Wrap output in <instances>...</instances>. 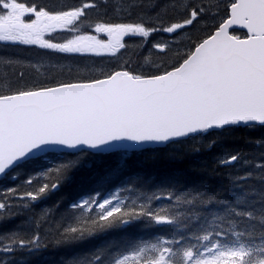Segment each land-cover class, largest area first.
I'll list each match as a JSON object with an SVG mask.
<instances>
[{"label": "snow or ice", "instance_id": "snow-or-ice-1", "mask_svg": "<svg viewBox=\"0 0 264 264\" xmlns=\"http://www.w3.org/2000/svg\"><path fill=\"white\" fill-rule=\"evenodd\" d=\"M135 3L133 0L129 7ZM95 7L94 3H83L52 11L19 0H0V42L63 54L116 55L126 47L124 39L129 35L148 38L156 31L174 34L192 26L207 11L202 6H190L185 18L167 27L162 22L156 27H146L143 22L96 23L92 31L107 37L101 39L99 35L81 34L76 27L86 9ZM147 7L155 9L159 4L151 0ZM168 7L174 5L164 6ZM227 12V19L215 31L190 41L186 50L175 52V62L156 65L151 74H137L122 65L101 78L24 86L0 93V174L48 152L89 149L100 154H127L145 144L165 143L211 129L264 125V0H233ZM155 20H160V13ZM232 26L246 29V36L233 35L229 31ZM57 31L73 35L63 42L47 38ZM153 47L161 53L169 50L167 42ZM238 158L232 155L222 163ZM75 163L60 166L58 178ZM58 187V183H44L35 191L25 192L21 199L37 201ZM120 191L118 188L102 200L96 198L97 193L71 204L72 209L95 207L96 216L69 222L59 233L58 242L82 240L98 230L126 226L142 217L159 226L173 224L181 216L179 212L169 214L164 207L153 211L149 203L135 199L126 204ZM161 198L171 199L172 193L151 196L149 201ZM175 200L177 204L193 203L179 196ZM222 235L215 233L217 242L212 243L213 233L209 232L199 238L206 243L185 248L183 264H264V244L240 243L239 233H234V243L222 244ZM178 243V239L161 236L156 242L132 246L128 254H111L102 264H174L177 253L171 245ZM16 246L36 250L41 246L40 237L12 239L0 250L11 252ZM105 252L101 249L94 260L101 261Z\"/></svg>", "mask_w": 264, "mask_h": 264}, {"label": "trees", "instance_id": "trees-1", "mask_svg": "<svg viewBox=\"0 0 264 264\" xmlns=\"http://www.w3.org/2000/svg\"><path fill=\"white\" fill-rule=\"evenodd\" d=\"M85 1H93L97 7L86 9L77 26L80 33L100 22H143L146 27L162 22L167 27L185 18L191 7L202 6L207 11L192 26L172 35L156 31L148 38L127 36L126 47L114 56L63 54L0 42V93L24 86L89 80L122 65L137 74H151L156 65L175 62L176 51L186 50L190 41L206 36L227 13L225 4L218 0H156L159 7L155 9L147 7L151 0H136L132 7L133 0H19L52 11ZM165 5L174 7L165 9ZM157 13L159 21L155 20ZM69 35L58 31L50 39L61 42ZM156 42H167L169 50H156ZM48 155L54 162L41 165L43 157L27 161L9 174L12 178L1 181L0 203L5 208L0 209V249L10 245L12 239L31 240L35 236L40 237L41 246L36 250L19 246L11 252L0 250V264H102L111 254H128L132 246L156 242L161 236L180 241L171 245L177 253L174 264H178L183 262L184 249L206 243L199 238L209 232L213 233L212 243L217 242L215 233L222 232V244L234 243V233L240 234V243L264 244V167L259 166L264 164V126L207 131L164 147L127 154L84 150ZM232 155L239 157L233 164H220ZM72 162L75 166L58 178L60 166ZM44 183H58L59 187L37 201L21 199L25 192L35 191ZM118 188L126 204L135 199L137 203H149L153 211L164 207L169 214L179 212L181 216L173 224L159 226L142 217L126 226L98 230L82 240L58 242L59 233L69 222L96 216L95 207L72 209L71 204L97 193L96 198L101 200ZM163 192H171L172 198L149 201V197ZM177 196L193 203L177 204ZM101 249L106 250L105 255L95 261Z\"/></svg>", "mask_w": 264, "mask_h": 264}, {"label": "water", "instance_id": "water-1", "mask_svg": "<svg viewBox=\"0 0 264 264\" xmlns=\"http://www.w3.org/2000/svg\"><path fill=\"white\" fill-rule=\"evenodd\" d=\"M232 29H241V30H245L246 31V29H243V28H241V27H239V26H232L230 29H229V31H231ZM215 31V30H214ZM241 38H243V37H241ZM260 125V124H259ZM233 126H245V125H243V124H241V125H233ZM226 127H228V126H226ZM197 134V133H196ZM190 136V135H189ZM182 138H186V137H182ZM177 139H181V138H177ZM177 139H173V140H170V141H168V142H165V143H160V144H155V143H153V144H145V145H142V146H140L137 150H141V149H145V148H149V147H156V146H164V145H166L167 143H169V142H171V141H174V140H177ZM79 149H77V150H64V151H78ZM87 150H89V149H87ZM92 151V150H91ZM37 156H39V155H37ZM34 157H36V156H34ZM34 157H31V158H28V159H32V158H34ZM23 162V161H22ZM231 163H234V162H231ZM224 165H226V164H230V163H223ZM13 168V167H12ZM12 168H10L9 170H6V172L5 173H3V174H0V178L3 176V175H5L8 171H10Z\"/></svg>", "mask_w": 264, "mask_h": 264}, {"label": "rangeland", "instance_id": "rangeland-1", "mask_svg": "<svg viewBox=\"0 0 264 264\" xmlns=\"http://www.w3.org/2000/svg\"><path fill=\"white\" fill-rule=\"evenodd\" d=\"M219 2H223V1H225V0H218ZM68 9H70V8H67V9H65V10H68ZM76 26H78V25H76ZM88 33H90V32H88ZM70 35H69V37L68 38H71V35H73V33H69ZM82 34V33H81ZM94 35V34H93ZM107 37L104 35V37L102 38V39H106ZM98 68H96V70H97ZM54 158L52 157V156H50V155H46V156H44L43 157V163H41V165H45V164H47V163H51V162H54ZM8 178H12V176H10V177H8Z\"/></svg>", "mask_w": 264, "mask_h": 264}]
</instances>
